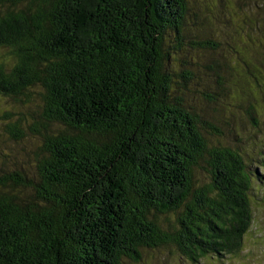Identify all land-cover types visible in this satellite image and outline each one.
Here are the masks:
<instances>
[{"label": "trees", "instance_id": "1", "mask_svg": "<svg viewBox=\"0 0 264 264\" xmlns=\"http://www.w3.org/2000/svg\"><path fill=\"white\" fill-rule=\"evenodd\" d=\"M0 100V264L242 253L264 0H0Z\"/></svg>", "mask_w": 264, "mask_h": 264}, {"label": "rangeland", "instance_id": "2", "mask_svg": "<svg viewBox=\"0 0 264 264\" xmlns=\"http://www.w3.org/2000/svg\"><path fill=\"white\" fill-rule=\"evenodd\" d=\"M254 33V32H253ZM240 47V46H239ZM258 68L262 66L259 60L256 64ZM263 67V66H262ZM261 69V68H260ZM263 71V70H262ZM253 87V83L250 84ZM8 106L7 100H0V110ZM240 124L244 128H248V124L244 121H240ZM1 129V126H0ZM244 130V129H243ZM0 133H2L0 131ZM254 144L251 145V153L255 158L264 157L259 155V150L264 151V134L259 135L254 139ZM262 176L264 178V169H261ZM264 189V188H263ZM255 203V202H254ZM253 211V223L249 231L245 234L243 240L242 253L225 261L224 264H264V204L257 202L252 204ZM130 264V263H129ZM140 264H215L207 261H199L192 263L185 258H180L173 250H160V251H148L143 255V262Z\"/></svg>", "mask_w": 264, "mask_h": 264}]
</instances>
